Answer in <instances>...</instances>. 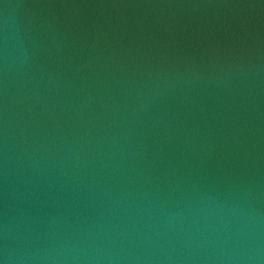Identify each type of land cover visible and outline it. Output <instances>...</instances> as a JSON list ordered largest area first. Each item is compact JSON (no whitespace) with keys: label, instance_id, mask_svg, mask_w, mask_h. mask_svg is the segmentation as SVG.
<instances>
[{"label":"water","instance_id":"95a60500","mask_svg":"<svg viewBox=\"0 0 264 264\" xmlns=\"http://www.w3.org/2000/svg\"><path fill=\"white\" fill-rule=\"evenodd\" d=\"M0 261L264 264V0H0Z\"/></svg>","mask_w":264,"mask_h":264},{"label":"clouds","instance_id":"9594fccd","mask_svg":"<svg viewBox=\"0 0 264 264\" xmlns=\"http://www.w3.org/2000/svg\"><path fill=\"white\" fill-rule=\"evenodd\" d=\"M0 264H5V262L4 261H0Z\"/></svg>","mask_w":264,"mask_h":264}]
</instances>
